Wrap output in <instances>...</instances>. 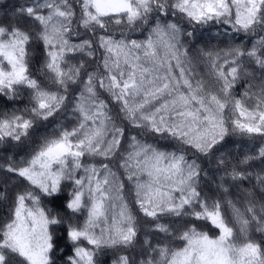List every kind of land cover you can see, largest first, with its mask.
Segmentation results:
<instances>
[{
	"label": "snow or ice",
	"instance_id": "obj_1",
	"mask_svg": "<svg viewBox=\"0 0 264 264\" xmlns=\"http://www.w3.org/2000/svg\"><path fill=\"white\" fill-rule=\"evenodd\" d=\"M0 264H264V0H0Z\"/></svg>",
	"mask_w": 264,
	"mask_h": 264
}]
</instances>
